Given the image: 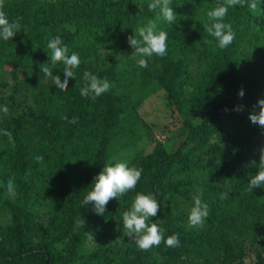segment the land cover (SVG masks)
I'll list each match as a JSON object with an SVG mask.
<instances>
[{"label":"trees","instance_id":"16d2710c","mask_svg":"<svg viewBox=\"0 0 264 264\" xmlns=\"http://www.w3.org/2000/svg\"><path fill=\"white\" fill-rule=\"evenodd\" d=\"M150 2L4 0L8 19L22 17L26 34L0 39V107L9 108L0 111V264H264V188L247 191L264 146V129L249 120L264 99V0L261 15L229 8L224 22L235 40L225 49L203 28L207 11L223 0H171L176 22L158 21L168 33L167 54L141 68L127 38L156 18ZM55 36L81 60L66 92L41 70L50 67L63 80L65 65L53 66L47 48ZM86 70L112 85L95 101L80 95ZM158 90L170 115L164 124L139 114ZM175 128L182 134L175 146L169 136L156 139L155 131ZM143 139L146 148L125 158L122 151ZM116 161L143 173L135 189L96 215L82 200L104 164ZM138 192L154 193L160 209L149 220L165 238L178 234L179 246L142 251L124 233L122 214ZM200 193L209 214L191 228L192 196Z\"/></svg>","mask_w":264,"mask_h":264},{"label":"clouds","instance_id":"9594fccd","mask_svg":"<svg viewBox=\"0 0 264 264\" xmlns=\"http://www.w3.org/2000/svg\"><path fill=\"white\" fill-rule=\"evenodd\" d=\"M261 0H223L218 3L212 10L207 11V22L203 24L204 31L214 38L216 45L220 49L227 48L235 40V33L230 23H225L229 8L237 5L248 7L252 12L261 15L260 8ZM150 12H157L154 20H149L144 26L139 27L136 32L138 35L129 36L128 43L134 51L132 52L133 59L141 68L148 67L149 60L153 56L164 57L167 54L168 33L164 30H158V21L163 20L168 24L175 23L177 13L174 12L171 0H151L147 5ZM4 0H0V39L4 41L11 40L21 30L26 34V28L21 24L22 17L17 16L15 20L10 21L6 12L3 10ZM206 43L212 44L213 40H208ZM47 48L51 51L50 60L53 66L57 62H63V80L60 75H54L50 67L44 66L41 68L46 79H50L52 84L62 92L68 90L69 78L75 79V71L81 60L77 53L73 52L68 55V47L63 44L61 37L55 36L47 43ZM84 81L80 88V95L86 99L90 98L93 101L108 92L112 85L106 78H100L90 71H84L82 75ZM237 95L241 98L245 95L243 88L239 89ZM257 105L259 111L249 113V120L253 125L264 129V99L258 98ZM243 106H236L235 111H242ZM0 111L4 114L9 112L7 105L0 107ZM227 111V109H225ZM69 124L78 123V117L69 119L67 116H62ZM3 135L8 137V140L13 143L12 133L7 130L3 131ZM260 160L257 165L258 171L252 175L248 181L247 191L252 193L254 188H264V146L259 148ZM35 159L39 162L43 160V156H36ZM255 164V161L252 162ZM143 173V168L129 166L127 161H116L115 163H105L101 171L96 174L91 183L92 190L89 191L83 198L81 205H92V211L99 216H104L107 210V204L113 199H119L129 191L136 188L138 181ZM9 195H15V182L13 178H9L6 184ZM202 193L192 196V206L188 214V226L191 228L203 226L205 219L209 214V205L202 200ZM160 205L157 202L154 193H136L131 207L125 210L122 214L123 228L125 234L132 240L138 249L148 251L152 247H159L163 242L167 247H177L180 244L178 234L164 236V229L157 223L149 220V217L157 216ZM80 223L85 224L82 218ZM163 223V220H161ZM87 238L94 240L91 232H85Z\"/></svg>","mask_w":264,"mask_h":264},{"label":"rangeland","instance_id":"374dc122","mask_svg":"<svg viewBox=\"0 0 264 264\" xmlns=\"http://www.w3.org/2000/svg\"><path fill=\"white\" fill-rule=\"evenodd\" d=\"M164 92L163 90H158L155 92V94L150 95L149 97L144 99V102L142 104V107L139 109V114L145 119L147 122L155 121L157 118L159 122L163 123L165 122L168 117H170L169 113H166L165 106H164ZM156 122V121H155ZM179 128H175L168 132H161V131H155L154 134L156 136L157 140H166L167 137L172 138V145H176L179 141V138L181 137V130H176ZM168 134V135H167ZM148 144V141L143 139L141 142L137 143L135 147H133L132 151L123 150L122 154L125 158H131L134 153H137L141 150H144L146 148V145ZM117 159H119L120 155L118 154Z\"/></svg>","mask_w":264,"mask_h":264}]
</instances>
